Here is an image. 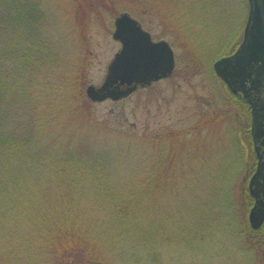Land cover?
<instances>
[{"label":"rangeland","instance_id":"rangeland-1","mask_svg":"<svg viewBox=\"0 0 264 264\" xmlns=\"http://www.w3.org/2000/svg\"><path fill=\"white\" fill-rule=\"evenodd\" d=\"M44 2L51 14L48 26L69 54L67 59L62 53L64 66L69 71L81 64L84 69L83 95L88 85L103 83L120 49L112 39L119 14H129L153 41H165L172 50L173 72L168 77L117 101L90 102L89 121L81 129L83 138L109 144L115 166L124 174L139 170V145L142 154L145 147V156L154 154L158 163L171 165L163 169L169 178L173 175L162 188L169 189L167 194L138 221L145 241H158L153 243L161 249V264H263L264 225L261 234L252 235L259 230H253L248 219L254 202L248 189L254 166L247 145L250 119L212 70L214 62L239 45L247 1ZM17 114L22 121L30 118L26 108ZM37 117L47 121L53 116ZM183 227H191V242L165 249L169 229L177 235ZM137 239L140 242L142 235L131 234L134 244ZM141 257L140 264H150Z\"/></svg>","mask_w":264,"mask_h":264},{"label":"trees","instance_id":"trees-1","mask_svg":"<svg viewBox=\"0 0 264 264\" xmlns=\"http://www.w3.org/2000/svg\"><path fill=\"white\" fill-rule=\"evenodd\" d=\"M49 13L44 0H0V264H140L141 256L161 264L159 244L145 241L138 221L167 194L171 165L139 145V170L124 174L109 144L82 137L84 69L64 66ZM191 227L169 229L165 249L191 242Z\"/></svg>","mask_w":264,"mask_h":264},{"label":"water","instance_id":"water-1","mask_svg":"<svg viewBox=\"0 0 264 264\" xmlns=\"http://www.w3.org/2000/svg\"><path fill=\"white\" fill-rule=\"evenodd\" d=\"M247 3V19L239 47L214 62L212 69L232 93L251 100V92L256 90L257 93L264 81V0H247ZM113 26L112 39L120 44V49L108 64L103 83L99 87H86L85 95L91 102L120 100L136 91L138 86H148L173 71V53L168 43L152 41L150 34L127 13L119 14ZM258 112L262 113L260 118L264 121V105L253 110V126ZM249 192L254 198L249 224L252 229H258L264 222V163L259 164L251 178ZM262 258L264 264V246Z\"/></svg>","mask_w":264,"mask_h":264},{"label":"flooded vegetation","instance_id":"flooded-vegetation-1","mask_svg":"<svg viewBox=\"0 0 264 264\" xmlns=\"http://www.w3.org/2000/svg\"><path fill=\"white\" fill-rule=\"evenodd\" d=\"M230 95H233L235 99L247 110L248 118L250 119V128L248 131L249 134V142L247 145H251V157L254 162V166L252 168V174L250 179L256 174L259 164L264 163V121L261 120V112L257 114V122L255 126H253L252 113L253 110L260 109L264 105V81L262 83V87L258 89V92L252 93L251 100L246 99L241 94H234L228 90ZM254 105V109L252 108ZM260 123V124H258ZM257 131H260V134H257ZM247 148V146H245ZM249 182V181H248ZM249 189V187H248ZM264 225V224H263Z\"/></svg>","mask_w":264,"mask_h":264},{"label":"snow or ice","instance_id":"snow-or-ice-1","mask_svg":"<svg viewBox=\"0 0 264 264\" xmlns=\"http://www.w3.org/2000/svg\"><path fill=\"white\" fill-rule=\"evenodd\" d=\"M130 39H133V40H135V37H131Z\"/></svg>","mask_w":264,"mask_h":264}]
</instances>
